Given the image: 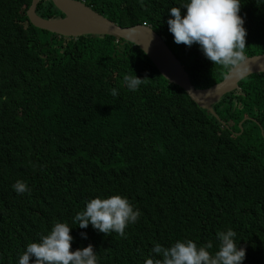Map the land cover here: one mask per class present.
Wrapping results in <instances>:
<instances>
[{"label": "trees", "instance_id": "obj_1", "mask_svg": "<svg viewBox=\"0 0 264 264\" xmlns=\"http://www.w3.org/2000/svg\"><path fill=\"white\" fill-rule=\"evenodd\" d=\"M76 1L121 27L148 25L196 89L219 83L229 70L197 44L173 42L168 9L179 0ZM251 1L246 57L264 53L254 42L264 41L257 15L264 0L241 3ZM30 4L0 0V264H17L25 246L55 222L71 227L70 251L91 244L99 264H144L161 258L151 252L155 243L177 240L212 241L214 253L216 234L228 229L245 249L243 264H264V73L242 79L212 113L165 81L132 43L54 36L31 26ZM36 13L64 18L50 0H39ZM125 74L144 79L136 91L125 86ZM247 156L257 164L243 163ZM17 180L29 191L17 194ZM190 184L195 213L181 196ZM113 195L140 210L126 236L73 222L89 200Z\"/></svg>", "mask_w": 264, "mask_h": 264}, {"label": "clouds", "instance_id": "obj_2", "mask_svg": "<svg viewBox=\"0 0 264 264\" xmlns=\"http://www.w3.org/2000/svg\"><path fill=\"white\" fill-rule=\"evenodd\" d=\"M261 6L264 7V4ZM243 7L241 0H179V3H173L168 9V31L172 34L174 43H183L188 47L197 44L204 57L214 65L234 69L237 75H243L248 71L245 66L248 57L245 54L247 30L244 27V20L250 14L249 9ZM181 9L185 10L183 14ZM137 25L149 27L146 24ZM105 36L98 37L103 39ZM165 44L170 47L167 42ZM99 49L102 52L101 42ZM122 79L130 91H136L144 80L128 74ZM110 92L112 96H117V89L113 88ZM243 163L257 164V158L247 156ZM12 188L17 194L29 191L26 183L21 180H17ZM183 189L181 196L186 199L185 207L191 206L195 213L197 210L194 199L195 184ZM139 216L140 210L134 209L127 197L113 195L89 200L84 210L75 214L73 222L81 229L91 225L93 229L105 235L114 232L124 237L125 228L136 223ZM70 230L71 227L67 223L55 222L46 235H41L38 241L25 246L17 264H99L97 252L91 244L70 251L73 240ZM80 235L81 238L87 239L85 232H81ZM235 237L236 232L232 229L218 232L216 234L219 241L218 250L214 253L209 251L213 248L212 241L200 246L192 240H177L170 247L155 243L151 252L161 258L150 256L144 264H243L245 249L238 247Z\"/></svg>", "mask_w": 264, "mask_h": 264}, {"label": "water", "instance_id": "obj_3", "mask_svg": "<svg viewBox=\"0 0 264 264\" xmlns=\"http://www.w3.org/2000/svg\"><path fill=\"white\" fill-rule=\"evenodd\" d=\"M50 1L64 15V18L56 20L41 18L36 14L39 0H31L26 11V17L31 26L58 37L106 35L132 43L147 57L165 81L180 88L198 108L212 112V106L224 94L236 89L243 78L251 74L264 73V54L251 56L247 58L245 65L248 71L243 75H237L234 69L229 70L221 82L208 88L196 89L179 60L150 27L142 25L120 27L81 1Z\"/></svg>", "mask_w": 264, "mask_h": 264}, {"label": "rangeland", "instance_id": "obj_4", "mask_svg": "<svg viewBox=\"0 0 264 264\" xmlns=\"http://www.w3.org/2000/svg\"><path fill=\"white\" fill-rule=\"evenodd\" d=\"M253 1H251V2H246V3H241V4H243L244 5V7L243 8H246V9H249V7L250 8H252V6L254 5V2L252 3ZM258 6V5H257ZM185 10L184 9H181V12H182V14H183V12H184ZM257 15H258V18L260 19V20H262L263 22H264V14H263V11L261 10V9H258L257 10ZM255 43L257 42V43H259L258 45H260L261 47H263L264 46V41H262V39H255V41H254ZM253 43V42H252ZM246 44H248V41L246 40ZM191 60L193 61V63H196V62H199L200 61V59L199 58H191ZM246 119H243L240 123H239V126H241V124L245 121Z\"/></svg>", "mask_w": 264, "mask_h": 264}]
</instances>
